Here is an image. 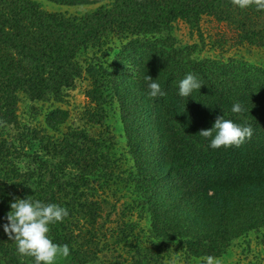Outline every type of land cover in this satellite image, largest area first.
Instances as JSON below:
<instances>
[{
    "label": "trees",
    "instance_id": "1",
    "mask_svg": "<svg viewBox=\"0 0 264 264\" xmlns=\"http://www.w3.org/2000/svg\"><path fill=\"white\" fill-rule=\"evenodd\" d=\"M48 1L84 5L103 0ZM203 16L227 26L235 42L264 45V10L241 9L231 0H112L80 15L48 12L35 0H0V123L17 124V92L60 101L82 70L75 60L80 49L99 47L109 34L124 38L114 61L120 70L88 64L84 71L111 77L134 166L131 180L149 214L150 234L180 241L189 256L217 257L231 239L264 227V69L242 60H197L191 56L193 45L177 46L172 23L181 19L199 28ZM188 73L204 84L182 97L179 82ZM147 75L166 95L149 97ZM237 102L245 109L241 114L231 110ZM218 116L251 125L253 135L239 147L213 149L210 138L199 132L211 128ZM66 118V110L53 107L43 121L56 129ZM17 137L0 136V263L35 264L33 257L18 253L3 228L14 198L31 196L69 212L63 222L50 225L53 242L70 249L56 264H99L95 219L100 207L79 190L89 186L99 165L94 149L83 153L77 140L97 142L77 129L58 140L28 128ZM28 138L45 143L55 162L19 170L13 157ZM67 166L77 172L64 177ZM159 253L155 248L133 264H162Z\"/></svg>",
    "mask_w": 264,
    "mask_h": 264
},
{
    "label": "rangeland",
    "instance_id": "2",
    "mask_svg": "<svg viewBox=\"0 0 264 264\" xmlns=\"http://www.w3.org/2000/svg\"><path fill=\"white\" fill-rule=\"evenodd\" d=\"M35 1L41 9L48 12L80 15L92 11L100 4L107 6L112 0L84 5ZM171 36L177 46L193 45L191 56L194 59L205 58L220 62L242 60L264 69V45L235 42L234 38L231 39L230 29L210 17L203 16L199 28H190L183 20L177 19L172 23ZM124 41V38L109 34L99 47L80 49L75 60L82 70L74 78L71 87L64 90L65 95L60 101L34 100L22 91L17 92L14 115L17 124L4 126L0 123V136L17 140L19 132L28 128L36 130L38 136L45 134L52 140H58L70 130L77 129L97 142L92 145L85 140H77L83 153L86 147L89 151L94 149L93 156L97 157L99 165L89 177V186L79 188L84 191L87 199L95 200L100 207L95 219L98 227L100 226L95 233L97 245L101 246L99 264H133L137 260L142 262L147 259V253L155 248L161 250L159 255L161 254L162 264H205L207 257L187 255L180 241H162L150 234L149 214L131 180L134 166L126 146L119 105L110 89L111 77L101 71L90 77L84 71L88 64L100 65L106 72L111 69L120 70L114 61ZM53 107L67 111L66 120L56 129L48 128L43 121L44 114ZM23 140L18 148L20 150H17L19 152L13 157L19 170H24L27 166L36 168L43 160L55 162L47 147H43L45 143L41 144L37 139L31 138ZM75 172L76 169L67 166L64 177ZM107 172L110 174L109 178L101 177ZM44 180L47 181V178ZM81 222L80 220L79 223ZM129 224L131 229L127 227ZM214 258L219 264H264V227L249 229L231 239L223 253ZM58 261L59 258L55 264Z\"/></svg>",
    "mask_w": 264,
    "mask_h": 264
},
{
    "label": "clouds",
    "instance_id": "3",
    "mask_svg": "<svg viewBox=\"0 0 264 264\" xmlns=\"http://www.w3.org/2000/svg\"><path fill=\"white\" fill-rule=\"evenodd\" d=\"M231 3L241 9L255 5L257 10H264V0H231ZM145 80L148 82L150 98L166 95L161 85L151 76L147 75ZM202 84H204L203 81L194 74L188 73L179 82V95L189 97L193 90H199ZM231 110L236 114L245 111L239 102L235 103ZM199 134L205 139L210 138V146L213 149H219L239 147L251 138L253 129L249 124L236 123L231 119L218 116L211 128L202 129ZM10 208L6 216L8 223L4 224L3 228L9 239L16 241L19 254L33 257L35 264H55L58 257L67 258L70 255L67 244L54 243L49 236L50 225L63 222L64 218L69 215L67 208L55 203L33 200L31 196L14 198L10 203ZM205 264H219V261L213 256H208Z\"/></svg>",
    "mask_w": 264,
    "mask_h": 264
}]
</instances>
